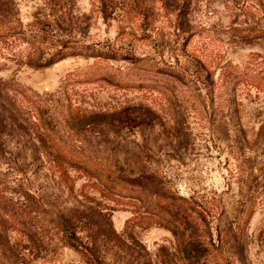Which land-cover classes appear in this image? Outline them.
Wrapping results in <instances>:
<instances>
[{"label": "rangeland", "instance_id": "obj_1", "mask_svg": "<svg viewBox=\"0 0 264 264\" xmlns=\"http://www.w3.org/2000/svg\"><path fill=\"white\" fill-rule=\"evenodd\" d=\"M205 261L264 264V0H0V264Z\"/></svg>", "mask_w": 264, "mask_h": 264}, {"label": "trees", "instance_id": "obj_2", "mask_svg": "<svg viewBox=\"0 0 264 264\" xmlns=\"http://www.w3.org/2000/svg\"><path fill=\"white\" fill-rule=\"evenodd\" d=\"M52 61H45L42 63H38V64H33L36 67L39 66H45V65H49L51 64ZM48 140L51 142L52 147L57 155V157L63 159L66 162H70V163H79L81 165L82 168H84L86 171H88L91 174L96 175L99 179H101L103 181V183L105 185H108L110 183H112V185L116 184V180L118 179L117 185L120 186V180L117 177V179H114V175L115 172L112 171L111 169L104 167L103 165H97L95 163H93L90 159L81 157L79 155H75L72 154L71 151L67 152L64 148H60L57 145L59 144L58 140L56 139V137L54 136V134L48 133ZM60 164L58 163L57 166L60 169V175H61V180H63L65 183L68 184L67 182V171L65 169V167H63L62 163ZM69 185V184H68ZM133 189V188H132ZM141 193H143L141 191ZM197 264H209L208 262H198Z\"/></svg>", "mask_w": 264, "mask_h": 264}]
</instances>
